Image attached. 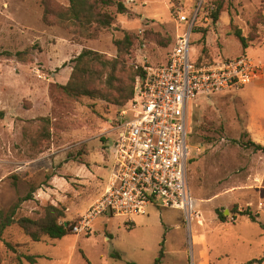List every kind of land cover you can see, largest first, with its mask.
Listing matches in <instances>:
<instances>
[{"label":"rangeland","instance_id":"1","mask_svg":"<svg viewBox=\"0 0 264 264\" xmlns=\"http://www.w3.org/2000/svg\"><path fill=\"white\" fill-rule=\"evenodd\" d=\"M53 1L68 5V0ZM114 1L127 13L106 7L116 18L113 26L77 44L65 30L43 23V0H0V224L14 206L15 220L42 218L48 205L61 209L60 221L72 226L86 214L103 192L112 166L114 136L109 131L130 107L96 97L107 87V70L98 66L92 77L94 96L69 100L58 86L68 82L72 60L83 49L112 60L117 57L114 41L129 33L131 47L119 57L125 67L116 74L127 88L132 72L143 63L166 59L176 34L177 9L200 2ZM219 1L223 13L218 21L201 26L207 29L204 41L212 58L246 53L264 63V0ZM235 31L257 38L242 50ZM16 53L23 55L18 59ZM190 54L197 55L193 44ZM40 118H47L48 125ZM131 118L132 113L125 117ZM43 127L48 139L41 138ZM189 131L188 181L196 215L190 240L183 213L173 209L149 208L132 223L105 214L88 232L55 241L32 242L12 224L0 235V264H28L23 259L28 255L35 264H153L161 244V264H245L264 258V152L244 147L249 140L264 147V73L242 89L190 103ZM245 209L256 222L237 215L233 222L230 212ZM216 210L227 217L226 223L219 222Z\"/></svg>","mask_w":264,"mask_h":264},{"label":"built area","instance_id":"2","mask_svg":"<svg viewBox=\"0 0 264 264\" xmlns=\"http://www.w3.org/2000/svg\"><path fill=\"white\" fill-rule=\"evenodd\" d=\"M203 3L177 9L176 34L166 59L141 65L130 108L120 113L119 123L109 131L114 136L113 161L105 188L72 226V233L88 232L92 222L105 214L132 223L149 208L173 209L183 213L190 240L196 217L188 181L190 103L242 89L264 73V63L246 53L196 64V56L190 54L194 29L210 21L208 12H202ZM128 113L132 118L127 120Z\"/></svg>","mask_w":264,"mask_h":264},{"label":"trees","instance_id":"3","mask_svg":"<svg viewBox=\"0 0 264 264\" xmlns=\"http://www.w3.org/2000/svg\"><path fill=\"white\" fill-rule=\"evenodd\" d=\"M42 5L43 23L47 26H57L65 30L72 36V40L77 42V44L85 40L96 38L99 33L113 26L116 18L114 15L104 10L106 7L114 6L119 15L127 13V9L122 3L119 1L115 2L114 0H68L67 6L58 5L54 3L53 0H43ZM211 8L212 10H210ZM202 12H208L210 24H215L223 13L222 3L219 0H204ZM206 32L207 29L205 27L197 26L194 29L192 44L197 49L195 58L197 65L210 64L215 61L210 55L204 41ZM130 36L129 33H126L122 40L114 41L117 48V57L112 60L106 59L104 55L98 52L83 49L81 53L72 60L73 67L68 82L65 85L58 86V89L66 96V99L75 100L81 96H94L96 94L97 90L92 86V77L95 67L98 66L101 70H107L105 81L107 87L103 95H97L96 97L103 100H110L120 107L131 101L134 97L135 82L138 77H141V71L135 69L132 72L131 84L127 88L122 85L121 81H119L116 76V74L125 67V62L119 57L122 55L124 49L131 47ZM234 37L238 40L242 50H246L249 47V42L257 38H245L240 31H235ZM22 55L23 53H16L15 57L19 59ZM111 91L113 95L108 96V93ZM3 118L4 112L0 111V119ZM39 120V122H44L45 126L48 125L49 121L47 118H40ZM40 134L41 138H49V131L46 127H43ZM29 140L33 141L34 139L29 138ZM244 147L252 148L257 152H264L263 146L250 140L244 144ZM23 200H28V198ZM17 208V206H14L10 216L2 220L0 224V235L5 228L12 224H16L32 242H40L43 238L55 241L72 234V224L60 221L64 218V213L57 207L48 205L45 208L44 216L39 219L20 217L15 220L13 214ZM236 210L230 212L233 222L235 221L236 215L239 217L246 216L252 222H256V216L252 215L249 209L243 211ZM216 214L219 222H227V217L223 212H218L216 210ZM6 247L11 251L14 250L10 244H6ZM160 247L158 256L153 264H161L162 262L164 249L162 244ZM112 257L116 260L121 259L119 253H113ZM23 259L28 264L36 263V259L33 256H24ZM16 260L19 263L22 262L19 257H17ZM263 260L264 258L254 259L245 264H261ZM88 264L90 263L88 262Z\"/></svg>","mask_w":264,"mask_h":264}]
</instances>
